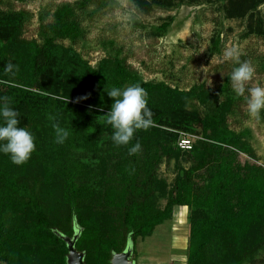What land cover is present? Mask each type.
<instances>
[{"label": "trees", "instance_id": "trees-1", "mask_svg": "<svg viewBox=\"0 0 264 264\" xmlns=\"http://www.w3.org/2000/svg\"><path fill=\"white\" fill-rule=\"evenodd\" d=\"M27 1L0 0L7 4L0 7V96L20 113L18 126L36 145L20 166L0 153V264H66L59 235L72 237L77 229L75 248L85 264H110L113 253L128 244L135 251L178 207L187 209L184 264H263L264 161L250 128L230 126L245 100L229 77L219 89L145 80L114 40L91 64L73 45L85 39L84 19L114 0H75L42 12L29 40L23 31L31 13L10 6ZM128 1L143 14L208 3L241 21L242 38L264 39V0ZM172 21L144 27L146 36H165ZM211 41V53L220 54V33ZM251 58L264 70V57ZM9 62L19 66L15 76L4 72ZM136 83L147 92L154 124L117 146L105 122L112 103L106 91ZM56 122L69 131L63 144L55 143ZM181 133L196 136L190 149L178 147ZM137 140L141 149L130 156ZM162 165L171 169L170 182L160 175Z\"/></svg>", "mask_w": 264, "mask_h": 264}, {"label": "rangeland", "instance_id": "rangeland-1", "mask_svg": "<svg viewBox=\"0 0 264 264\" xmlns=\"http://www.w3.org/2000/svg\"><path fill=\"white\" fill-rule=\"evenodd\" d=\"M73 1L28 0L25 3L13 2L10 6L31 13L23 31L24 38L29 40L37 37L40 13ZM109 6L92 18L84 19L82 26L86 31L85 39L73 45L91 64L105 55L110 49L108 41L114 40L116 47H122L128 63L145 80H165L182 88L202 82L208 87L219 89L237 66L235 60H226L224 53L228 48H235L240 60L253 63L255 69V76L247 87L257 84L264 86V70H260V64L252 62L251 58L264 57V39L242 38L241 21L224 18L211 4H183L170 9L158 7L149 14L136 10L128 0H114ZM0 7H7V4L0 2ZM168 16H172L173 21L167 34L158 39L148 38L144 27L157 25ZM216 33H220L222 40L220 54L211 53V39ZM65 43L69 44L68 41ZM230 84L232 87V82ZM237 111V117L228 118L230 126L234 129L250 128L257 156L261 162L264 161V125L248 116L245 101L240 103ZM170 170L164 165L160 168V175L168 182L173 177ZM186 212L185 207H178L172 219L158 225L151 236L138 240L135 251L131 253L134 264H184L187 236H180L179 233L185 231L175 224H183L188 230Z\"/></svg>", "mask_w": 264, "mask_h": 264}, {"label": "clouds", "instance_id": "clouds-1", "mask_svg": "<svg viewBox=\"0 0 264 264\" xmlns=\"http://www.w3.org/2000/svg\"><path fill=\"white\" fill-rule=\"evenodd\" d=\"M226 60H235L229 79L236 96H243L248 116L256 123L264 117V86L257 84L247 87L255 76V69L248 61H241L235 48H228L224 53ZM4 72L15 76L19 66L11 62L4 65ZM247 92V95L245 93ZM111 98L110 110L106 114V123L114 130L112 141L117 146L128 145L138 130L147 131L153 126V111L147 106V92L140 84H132L126 88L112 87L106 91ZM20 113L11 105L8 97L0 96V153L7 155L10 161L23 165L35 151L34 135L26 128L19 127ZM55 132V143L63 144L69 136V131L58 122L52 125ZM141 149L137 142L132 145L128 154L134 155Z\"/></svg>", "mask_w": 264, "mask_h": 264}, {"label": "water", "instance_id": "water-1", "mask_svg": "<svg viewBox=\"0 0 264 264\" xmlns=\"http://www.w3.org/2000/svg\"><path fill=\"white\" fill-rule=\"evenodd\" d=\"M80 229L72 237L59 235L67 245L66 264H85L84 252L78 251L75 248V241L78 238ZM132 246L130 244L119 253H113L110 259V264H134L131 258Z\"/></svg>", "mask_w": 264, "mask_h": 264}, {"label": "built area", "instance_id": "built-area-1", "mask_svg": "<svg viewBox=\"0 0 264 264\" xmlns=\"http://www.w3.org/2000/svg\"><path fill=\"white\" fill-rule=\"evenodd\" d=\"M195 138H196V136H194V135L181 133L180 137L178 139L177 145L180 149H183V150L190 149L192 147V143H193ZM1 264H7V263H1Z\"/></svg>", "mask_w": 264, "mask_h": 264}, {"label": "crops", "instance_id": "crops-1", "mask_svg": "<svg viewBox=\"0 0 264 264\" xmlns=\"http://www.w3.org/2000/svg\"><path fill=\"white\" fill-rule=\"evenodd\" d=\"M175 225H179V226H181V227L184 229V231H185V232H182V233H179V232H176V233H179L180 236H183V237L187 236V234H188V230H187V228H186L185 225H183V224H175Z\"/></svg>", "mask_w": 264, "mask_h": 264}]
</instances>
